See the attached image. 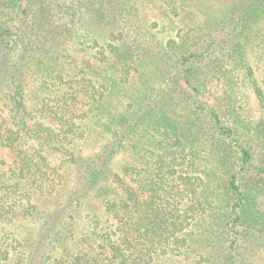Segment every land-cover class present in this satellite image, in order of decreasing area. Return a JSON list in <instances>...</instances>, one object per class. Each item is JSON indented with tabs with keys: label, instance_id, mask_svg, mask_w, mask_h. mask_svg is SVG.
Wrapping results in <instances>:
<instances>
[{
	"label": "trees",
	"instance_id": "1",
	"mask_svg": "<svg viewBox=\"0 0 264 264\" xmlns=\"http://www.w3.org/2000/svg\"><path fill=\"white\" fill-rule=\"evenodd\" d=\"M187 1L0 0V264H264V0Z\"/></svg>",
	"mask_w": 264,
	"mask_h": 264
},
{
	"label": "rangeland",
	"instance_id": "2",
	"mask_svg": "<svg viewBox=\"0 0 264 264\" xmlns=\"http://www.w3.org/2000/svg\"><path fill=\"white\" fill-rule=\"evenodd\" d=\"M207 0H188V6L186 7L187 12L200 15L202 10V3ZM202 17L198 19L201 21ZM249 61L254 68V73L259 85L264 90V27L259 30V37L256 39L253 44V48L249 54ZM136 87L134 88V92ZM240 104L243 106V118L245 119L247 125L246 128L248 131H251L250 124H256L258 120V105L256 97L250 87L243 88L240 95ZM252 132V131H251ZM250 137V133H249ZM255 149L257 152H261L259 147L255 144ZM93 147H86L85 155L96 151ZM48 209V208H47ZM34 225L28 222H20L10 229L20 237L30 236L33 233Z\"/></svg>",
	"mask_w": 264,
	"mask_h": 264
}]
</instances>
